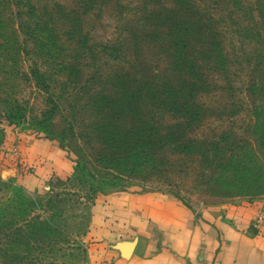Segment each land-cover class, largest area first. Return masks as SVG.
Masks as SVG:
<instances>
[{
  "label": "rangeland",
  "instance_id": "374dc122",
  "mask_svg": "<svg viewBox=\"0 0 264 264\" xmlns=\"http://www.w3.org/2000/svg\"><path fill=\"white\" fill-rule=\"evenodd\" d=\"M192 63L207 83L189 100ZM262 118L264 0H0V168L33 134L56 141L68 176L82 163L101 178L98 194L241 201L264 196ZM66 177L27 189L0 171V201Z\"/></svg>",
  "mask_w": 264,
  "mask_h": 264
},
{
  "label": "crops",
  "instance_id": "0c3cea01",
  "mask_svg": "<svg viewBox=\"0 0 264 264\" xmlns=\"http://www.w3.org/2000/svg\"><path fill=\"white\" fill-rule=\"evenodd\" d=\"M16 147L6 152L11 160L0 171L18 176L27 189L72 171L71 159L53 139L30 134ZM22 165L33 171L20 173ZM261 208L264 196L196 207L159 189L102 192L84 235L87 263L264 264V224L253 226Z\"/></svg>",
  "mask_w": 264,
  "mask_h": 264
},
{
  "label": "trees",
  "instance_id": "16d2710c",
  "mask_svg": "<svg viewBox=\"0 0 264 264\" xmlns=\"http://www.w3.org/2000/svg\"><path fill=\"white\" fill-rule=\"evenodd\" d=\"M188 67L198 69L194 63ZM203 75L200 69L189 72L185 93L189 100L201 90L206 81ZM189 102L184 108L189 119L196 120L191 115L196 116L197 109L188 107ZM173 105L182 109L175 101ZM260 130L264 142V118ZM129 155L123 153L121 161ZM101 182L93 171L79 163L73 176L58 178L36 196L19 188L12 190L10 196L0 201V264H88L83 237L91 206L101 192Z\"/></svg>",
  "mask_w": 264,
  "mask_h": 264
},
{
  "label": "built area",
  "instance_id": "2783aa9c",
  "mask_svg": "<svg viewBox=\"0 0 264 264\" xmlns=\"http://www.w3.org/2000/svg\"><path fill=\"white\" fill-rule=\"evenodd\" d=\"M264 224V208L259 209L253 218V226L259 228Z\"/></svg>",
  "mask_w": 264,
  "mask_h": 264
}]
</instances>
